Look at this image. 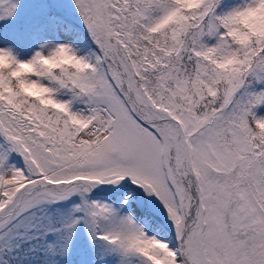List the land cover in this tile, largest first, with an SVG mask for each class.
I'll list each match as a JSON object with an SVG mask.
<instances>
[{
  "label": "snow or ice",
  "instance_id": "6c2138e0",
  "mask_svg": "<svg viewBox=\"0 0 264 264\" xmlns=\"http://www.w3.org/2000/svg\"><path fill=\"white\" fill-rule=\"evenodd\" d=\"M0 264H264V0H0Z\"/></svg>",
  "mask_w": 264,
  "mask_h": 264
}]
</instances>
